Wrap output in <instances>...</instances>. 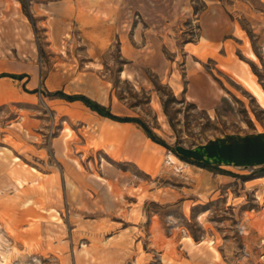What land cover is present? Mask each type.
<instances>
[{
    "label": "rangeland",
    "instance_id": "1",
    "mask_svg": "<svg viewBox=\"0 0 264 264\" xmlns=\"http://www.w3.org/2000/svg\"><path fill=\"white\" fill-rule=\"evenodd\" d=\"M241 75L264 91V0H0V206L23 231L0 224L8 264H264V165L219 145L264 133ZM202 156L212 173L187 165Z\"/></svg>",
    "mask_w": 264,
    "mask_h": 264
},
{
    "label": "bare ground",
    "instance_id": "2",
    "mask_svg": "<svg viewBox=\"0 0 264 264\" xmlns=\"http://www.w3.org/2000/svg\"><path fill=\"white\" fill-rule=\"evenodd\" d=\"M250 56L255 58L253 53H250ZM240 79H242V81L244 82L246 87L251 90V92L254 94V96L257 98L259 103H261L262 107L264 108V91H263V89H261V87L258 84V82L255 81L251 76L248 77V76L241 75ZM53 84L54 83H51L50 86H52ZM1 88H2V83L0 82V91L2 90ZM75 107H77V110L78 109L79 110L82 109L81 106H80L81 108L79 106H75ZM74 112H75V110L73 109V111H71V113H74ZM88 117L89 116H87V119H88ZM90 118L91 117H89V119ZM96 126H97V128H99L102 131V133L104 135H111L112 134L111 131L109 130V126H106V125L102 124V122H100L99 120H98V123H96ZM65 130H66V135H65L64 138H65V140H68L72 136L73 130L70 127H66ZM14 157H15L14 160H19L18 158H16V156H14ZM165 161H166V163L168 165H170L171 167L173 166L175 169H181V167L183 165V163H181L178 160V158L172 153L166 155ZM75 162H76V165L81 168L79 162L78 161H75ZM35 176H37V180H38V182H37L38 189L41 190L44 187L43 186V182H42V178L43 177L41 176V174L38 171H36V175ZM96 177L99 178V176H97V175H96ZM19 182H20V185L22 186L23 182L21 180H19ZM258 198H260V196H258ZM31 202H34V200L28 199V201L25 204L28 205ZM0 205H2V204H0ZM39 207H40L41 211H46L48 213H51V212L59 213L58 211L54 210L53 208H46L45 206H43V204L39 205ZM12 213H13V211L8 207V205H6L5 210H4V208L2 206H0V224L4 225L6 227V230H7L8 234L10 236H12L13 238H21L22 235H23V231H21L22 228H21L20 224H18V222L15 221V219L14 220L12 219V217L14 215ZM43 217H45V216H43ZM51 219L53 221L57 222L59 220V217H56L55 215H51ZM33 223H34V221H32V220L30 221L29 220V223L27 225L28 226H32ZM38 226L39 225L33 227L32 231L34 232L36 228L40 227V226L39 227ZM187 240H189L192 245H196L193 242V240H192V238L190 236L187 237ZM200 244H203V242L200 243ZM31 246H33V244H29V247H31ZM197 246H199V244H197ZM208 247L217 256L218 250H216L213 247V243L212 242L208 241ZM0 255H1L0 263L1 264H8V256L5 253H2V252L0 253Z\"/></svg>",
    "mask_w": 264,
    "mask_h": 264
},
{
    "label": "crops",
    "instance_id": "3",
    "mask_svg": "<svg viewBox=\"0 0 264 264\" xmlns=\"http://www.w3.org/2000/svg\"><path fill=\"white\" fill-rule=\"evenodd\" d=\"M208 79L203 74H198V77L191 78L189 82V89L188 94L189 98L196 102V104L202 105L207 101L208 93L206 91V82ZM183 91H186L183 89ZM247 142L249 143V146L247 145ZM221 148H224V154L225 156H234L236 158L243 157V150H245V147H250L252 154L250 158V164L251 166H258V165H264V133L263 132H257L248 139H243V142L241 140H237V142L229 143L227 144H219ZM212 151H206L205 155L209 156L211 155ZM177 157V155H175ZM205 156H202L200 159H193L192 162H189L187 165L189 168L197 167V169L201 170H210L211 173L213 172L210 168L204 167V166H198L195 161L197 162H204ZM178 158V157H177ZM221 167V165L219 164ZM220 173V172H219Z\"/></svg>",
    "mask_w": 264,
    "mask_h": 264
},
{
    "label": "trees",
    "instance_id": "4",
    "mask_svg": "<svg viewBox=\"0 0 264 264\" xmlns=\"http://www.w3.org/2000/svg\"><path fill=\"white\" fill-rule=\"evenodd\" d=\"M15 77V75H14ZM66 97V99H74V98H79L81 99L82 101H84V103L92 108L94 111H96L97 113H100L101 115L105 116V117H108L110 119H114V120H117V121H120V122H127V121H134L136 123H138L141 127L144 128V130L148 133V135L153 138L154 141H157L161 144H164L163 141H161V139L159 138H154V136L151 134L150 130L147 128V126H145V124L143 123V121H138L136 119H133V118H130V117H127V118H124V117H119V116H116L114 115L113 113H111L107 108H105L103 105L99 104V103H96L94 101H91L89 98H87V96L83 95V96H71V95H68V96H64Z\"/></svg>",
    "mask_w": 264,
    "mask_h": 264
}]
</instances>
